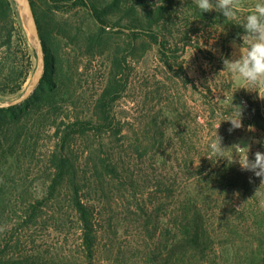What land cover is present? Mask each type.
<instances>
[{"label": "rangeland", "instance_id": "rangeland-1", "mask_svg": "<svg viewBox=\"0 0 264 264\" xmlns=\"http://www.w3.org/2000/svg\"><path fill=\"white\" fill-rule=\"evenodd\" d=\"M13 1L34 68L22 91L1 98L3 102L29 90L38 63L36 42L25 28L19 4ZM255 2L245 0L248 6ZM188 5V0H182L176 11V34L190 15ZM248 10L232 22L239 26ZM55 17L71 29L93 28L84 10L64 11ZM117 30L112 29L106 39L105 54L93 58L63 40V55L70 62L68 74L75 87L73 101L56 114L44 110L25 122L17 150L9 149L5 141L0 145V255L9 264L16 259L34 264L90 262L68 178L51 192L56 172L50 158L61 152L55 135L59 115L66 122L93 118L95 100L111 74L108 53L126 45V35ZM199 31L198 42L191 43L183 56L186 75L167 69L155 44L130 56L121 96L113 105V129L72 136L65 148L74 161L82 198L95 211L98 245L93 264L258 262L264 245V178L243 171L236 153L235 162L215 161L207 144L217 130L222 147H247L250 160L257 151L264 153L263 129L251 128L243 118V126L232 131L229 121L221 122L232 110V99L241 109H249L252 100L262 116L264 99L224 71L223 59H232L238 52L244 32L237 40L230 38L236 31L231 26ZM260 95L264 96V89ZM108 164L116 168L115 174L107 170ZM47 197L29 219L31 205ZM195 214L207 232L206 243L199 248L181 241V221Z\"/></svg>", "mask_w": 264, "mask_h": 264}, {"label": "trees", "instance_id": "trees-1", "mask_svg": "<svg viewBox=\"0 0 264 264\" xmlns=\"http://www.w3.org/2000/svg\"><path fill=\"white\" fill-rule=\"evenodd\" d=\"M30 1L44 46L45 71L38 86L27 99L12 106L0 107V145L5 141L13 151L19 148V138L26 127L25 122L44 110L56 114L63 105L74 99L75 87L70 82L68 74L70 62L64 58L62 41L66 40L67 46H73L82 52V55L93 58L105 54V42L114 32L112 29L117 28L119 33L126 35V45L116 47L108 53L111 74L107 85L95 100L93 118L76 117L73 122H66L61 115L57 117L61 121L55 124V135L61 152L53 154L50 158L56 172L50 186L51 192L60 187V180L68 178L67 188L81 225L82 245L89 257L88 264H93L92 259L98 245L95 211L83 200L74 161L65 152L66 146L70 145V138L93 131L103 133L113 129L115 120L113 105L121 96L122 79L127 76L130 56L137 55L138 51L145 52L148 45L155 44L164 66L178 76L186 75L183 56L191 43L198 42L196 35L200 29L217 31L220 27L231 26L236 31L230 38L237 40H241L244 29L232 21L228 22L222 13L215 11L201 13L191 0H188L190 15L183 26L184 29L177 30L178 34L174 30L178 24L175 18L182 0L178 2L162 0L159 3H149L147 0ZM75 9L87 12L92 29H71L66 21L57 20L55 17L57 13ZM139 38L142 39L141 44L136 46ZM33 68L28 38L19 10L13 0H0V99L22 91ZM248 102L249 109H242L243 121L251 128L264 130V116L260 112V107L252 100ZM107 170L116 173V168L109 164ZM47 200L49 197L38 199L31 205L29 219L33 218L34 213L36 214ZM181 226L180 230L183 231L184 237L181 241L193 248L205 245L207 232L200 225L197 214L192 219L184 217ZM259 254L258 262L252 264H264V245ZM0 264L9 262L0 255ZM12 264L34 263L16 259Z\"/></svg>", "mask_w": 264, "mask_h": 264}, {"label": "clouds", "instance_id": "clouds-1", "mask_svg": "<svg viewBox=\"0 0 264 264\" xmlns=\"http://www.w3.org/2000/svg\"><path fill=\"white\" fill-rule=\"evenodd\" d=\"M194 3L201 13L217 11L222 13L227 21L238 20L241 13L246 8L249 9L243 22L239 24L244 29L243 44L238 46L239 50L232 59H223L224 71L228 72L234 80L246 85L243 88L248 89L247 86H251L256 89L260 98L264 99V96L260 95V90L264 89V0H256L251 6L246 5L245 0H194ZM224 102L227 103V99ZM231 109L227 119L221 120V122L231 123L232 128L229 131L243 126L242 109L240 106L233 105V99ZM207 147L210 156L216 157L215 161L226 159L232 163L235 162L233 153L238 154V162L243 171H251L256 177L264 178V153L257 151L255 159L250 160L247 147H241L239 144L231 148L222 147V138L217 134V130L215 138L207 144Z\"/></svg>", "mask_w": 264, "mask_h": 264}, {"label": "water", "instance_id": "water-1", "mask_svg": "<svg viewBox=\"0 0 264 264\" xmlns=\"http://www.w3.org/2000/svg\"><path fill=\"white\" fill-rule=\"evenodd\" d=\"M18 4L21 3L23 11L26 14V25L25 28L28 30L29 33H31L34 36V40L36 42V50L38 54V63L36 67V71L33 77L32 84L27 92H25L20 98H17L12 101H6L3 102L0 99V107H8L12 106L18 103L23 102L25 99H27L36 89L38 86L44 71H45V51L43 42L39 35L38 26L36 23L35 15L32 9L31 1L30 0H15Z\"/></svg>", "mask_w": 264, "mask_h": 264}, {"label": "bare ground", "instance_id": "bare-ground-1", "mask_svg": "<svg viewBox=\"0 0 264 264\" xmlns=\"http://www.w3.org/2000/svg\"><path fill=\"white\" fill-rule=\"evenodd\" d=\"M19 9H20V11H21V13H23V16H25V17H23L24 18V20H25V24H26V14H25V12L23 11V8H22V5H21V3H19ZM31 34V33H30ZM32 35V34H31ZM32 39H33V42L35 43V40H34V36L32 35Z\"/></svg>", "mask_w": 264, "mask_h": 264}]
</instances>
